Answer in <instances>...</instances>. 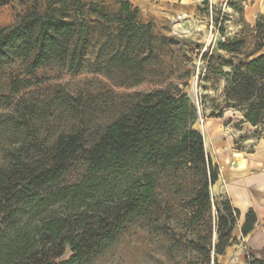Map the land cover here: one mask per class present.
I'll return each instance as SVG.
<instances>
[{
    "label": "rangeland",
    "instance_id": "374dc122",
    "mask_svg": "<svg viewBox=\"0 0 264 264\" xmlns=\"http://www.w3.org/2000/svg\"><path fill=\"white\" fill-rule=\"evenodd\" d=\"M34 1L13 0L0 8V27L12 26L15 15ZM36 1L41 13L76 17L75 26L63 27L71 36L69 50L82 22L85 30L72 68L56 58L27 75L20 58L0 64V164L21 146L29 154L37 153L61 132L80 130L88 146L128 102L127 95L177 88L195 107L194 127L218 167V180L209 187V206L192 202L203 182L200 166L182 157L160 170L153 206L129 222L114 242L74 264H187L202 259L199 249L209 250L211 264H247L262 258L264 174L254 177L258 171L249 170L244 187L233 189L221 170L231 167L227 172L237 176L245 170L244 163H259L264 170V131H254L243 121L241 113L249 102L238 101L246 94L233 86L234 68L245 69L264 52V47L255 51L254 41L264 0L151 4L143 10L127 0H52L50 7L49 0ZM13 78L31 83L11 95ZM255 103L264 109L261 99ZM219 112L220 118L211 117ZM235 152L241 158L234 157ZM86 166L78 158L66 179H80ZM226 196L242 212L247 206L256 210L258 224L247 236L240 232L244 214L231 232L219 233L215 204H222ZM71 255L66 247L52 264H62Z\"/></svg>",
    "mask_w": 264,
    "mask_h": 264
},
{
    "label": "trees",
    "instance_id": "16d2710c",
    "mask_svg": "<svg viewBox=\"0 0 264 264\" xmlns=\"http://www.w3.org/2000/svg\"><path fill=\"white\" fill-rule=\"evenodd\" d=\"M12 1L0 0V8ZM82 23L69 50L71 36L63 27L75 26L76 17L50 16L48 10L41 13L35 0L15 15L12 26L0 27V64L20 58L27 75L56 58L74 67L85 30ZM254 41L255 51L264 47V13L256 23ZM244 68L233 70V86L246 94L238 101L249 102L241 115L254 131L263 132L264 109L255 101L264 102V52ZM30 83L26 78H13L10 94H18ZM126 97L128 102L101 126L88 146L80 130L61 132L37 153L29 154L21 146L0 164V264H52L66 247L72 255L62 264L90 258L153 206L157 173L182 157L202 172L203 182L193 204L210 205L209 187L218 180V167L194 127L197 112L187 96L177 88L174 92L166 88ZM78 158L87 163L86 170L80 179L68 181L69 168ZM225 198L215 204L219 233L231 232L241 216ZM256 223V213L249 209L243 216L241 235L247 236ZM198 252L202 259L187 264H211L209 250ZM247 264H264V256Z\"/></svg>",
    "mask_w": 264,
    "mask_h": 264
},
{
    "label": "crops",
    "instance_id": "0c3cea01",
    "mask_svg": "<svg viewBox=\"0 0 264 264\" xmlns=\"http://www.w3.org/2000/svg\"><path fill=\"white\" fill-rule=\"evenodd\" d=\"M127 1H129L135 7L143 10V9L150 7L151 4H171V5L177 4L180 6H185V5H188L189 3L196 4L200 0H127ZM213 118H220V117H213ZM207 131H208V128H207ZM244 165H245V170H243L241 173L237 174V176H233L227 172V171H229V169H231V167L222 169V170H224V173H222V170H221V177L226 179V181L229 182V184H231V186H233V189L237 185H239V186L241 185L244 187V185L247 181V178H249L248 176L251 175L249 170L256 169L258 171V173H255L254 177H257L260 174H264V170L260 171L261 166L259 163H257V164L256 163H251V164H249V163L245 164L244 163ZM235 166H237V162L233 159L232 167H235ZM248 181H250V180H248ZM234 193L237 194L235 191H234ZM238 196L240 197V195H238ZM227 198L229 199V197H227ZM240 198L242 199L245 197H240ZM229 201L234 208H236L240 211L241 215L245 214L249 209H252L256 213V216H257L256 225L258 224V215H257L256 210L252 206H247L246 210L244 212H242L239 206L233 205L230 199H229ZM255 202L260 204V201H255Z\"/></svg>",
    "mask_w": 264,
    "mask_h": 264
},
{
    "label": "bare ground",
    "instance_id": "6f19581e",
    "mask_svg": "<svg viewBox=\"0 0 264 264\" xmlns=\"http://www.w3.org/2000/svg\"><path fill=\"white\" fill-rule=\"evenodd\" d=\"M240 156H241V153H240V152H235V156H234V157H236V158H237V157L241 158ZM236 158H235V159H236ZM240 160H241V159H240ZM241 164H243V163H241ZM241 164H240L239 166H241ZM233 169H234V168H233Z\"/></svg>",
    "mask_w": 264,
    "mask_h": 264
}]
</instances>
